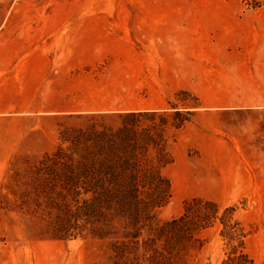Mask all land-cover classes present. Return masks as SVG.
<instances>
[{"label": "rangeland", "instance_id": "1", "mask_svg": "<svg viewBox=\"0 0 264 264\" xmlns=\"http://www.w3.org/2000/svg\"><path fill=\"white\" fill-rule=\"evenodd\" d=\"M144 60L164 64L163 85L137 72ZM135 106L160 109L124 110ZM177 110L190 113L179 129ZM143 111L172 113L170 197L150 222L195 197L219 205L161 252L115 205L91 211L76 177L101 132ZM240 262L264 264V0H0V264Z\"/></svg>", "mask_w": 264, "mask_h": 264}, {"label": "trees", "instance_id": "2", "mask_svg": "<svg viewBox=\"0 0 264 264\" xmlns=\"http://www.w3.org/2000/svg\"><path fill=\"white\" fill-rule=\"evenodd\" d=\"M170 114L169 111L126 113L124 117L127 120L123 121V126L97 136V141L102 140V144H94L83 158L80 157V171L76 173L79 181H84L81 177L86 178L82 187L92 194L94 203L88 208L98 211L101 204L106 207L115 205L118 212L127 218L134 231L130 234L137 239L136 242L141 228L148 225L149 234L142 244L147 247L150 243L155 252H161L154 246L157 241L169 246L176 239L191 237L195 231L209 227L219 210L216 202L195 197L186 202L185 210L179 217L158 226L150 222L152 210L163 206L170 197L171 181L163 174V168L172 162L164 134ZM188 114L175 111L174 115L178 116V120L173 122L175 129L190 120ZM156 116L161 118L159 131L152 130L150 126L139 128L143 117L154 119ZM151 148L156 149L155 158L150 155ZM195 206H206L207 209L194 212ZM209 208L213 210L210 212ZM240 255L245 257L243 253Z\"/></svg>", "mask_w": 264, "mask_h": 264}, {"label": "crops", "instance_id": "3", "mask_svg": "<svg viewBox=\"0 0 264 264\" xmlns=\"http://www.w3.org/2000/svg\"><path fill=\"white\" fill-rule=\"evenodd\" d=\"M172 24L173 25H178V26H182L185 21V19L183 18H177V19H172ZM155 38H158V39H171V38H174L172 34L170 33H161V34H157L156 36H154ZM134 39L138 40V38L135 36ZM181 40V39H180ZM140 59H143L142 57H140ZM181 59H168L167 62H175V63H181ZM142 64H140L138 66V71L137 72H146L147 74H149V77L148 79L149 80H152L154 83H153V86L157 87V85L161 86L163 85V82H157L159 79L163 81V79L160 77L161 74H163V71H164V64H161V66H158L156 67L154 64L152 63H149V62H146L144 60V62L142 61L141 62ZM163 63H166L163 61ZM135 71V74L137 73ZM169 81V85H172V82L171 80H168ZM143 109H160V108H148V107H133V108H129V109H124L125 111L127 110H131V111H136V110H143Z\"/></svg>", "mask_w": 264, "mask_h": 264}]
</instances>
